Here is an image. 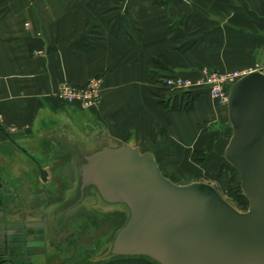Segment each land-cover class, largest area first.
<instances>
[{"label": "crops", "instance_id": "1", "mask_svg": "<svg viewBox=\"0 0 264 264\" xmlns=\"http://www.w3.org/2000/svg\"><path fill=\"white\" fill-rule=\"evenodd\" d=\"M99 1L109 0H94L91 10L87 0H0V177L14 208L36 195L43 204L46 194L52 199L56 157L69 163L110 136L152 152L174 182L217 172L226 156L232 135L200 126L225 122L228 107L207 96L188 112L169 110L150 90L148 66L158 65L161 55L181 72L251 64L264 49V0H124L133 30L124 25L123 37L109 31L106 42L78 51L71 41L87 19L116 12L99 10ZM101 72L106 81L99 105L87 109L57 97L62 82L84 83ZM194 150L207 156L202 167L188 158ZM51 253L30 260L6 252L0 264H59V254ZM129 257L141 256L121 260Z\"/></svg>", "mask_w": 264, "mask_h": 264}, {"label": "water", "instance_id": "2", "mask_svg": "<svg viewBox=\"0 0 264 264\" xmlns=\"http://www.w3.org/2000/svg\"><path fill=\"white\" fill-rule=\"evenodd\" d=\"M230 86L233 131L224 155L239 169L248 210L230 203L212 182L175 183L152 152L110 136L74 157L80 196L72 192L50 212L62 208L64 216L71 215L89 186L93 191L84 205H118L127 215L105 258L147 255L159 264H264V72H248ZM4 180L1 176L0 255L5 239L10 247L18 239L23 246L37 244L25 235L36 224L28 223L36 217L26 214L28 204L12 215L4 208V194H11Z\"/></svg>", "mask_w": 264, "mask_h": 264}, {"label": "rangeland", "instance_id": "3", "mask_svg": "<svg viewBox=\"0 0 264 264\" xmlns=\"http://www.w3.org/2000/svg\"><path fill=\"white\" fill-rule=\"evenodd\" d=\"M88 3H84L88 9L91 10V8L95 7V2L94 0H87ZM10 2V1H8ZM3 3V5L8 3ZM129 4V3H128ZM124 2V0H109V1H99L98 3V9L104 11V9L111 8L115 9L116 12L115 14H109L104 15V16H92L91 18H88L86 21V28L83 29L75 38L74 41H71V45L74 48H77L78 51H86L92 45L94 44H101L106 42V39H108L107 34L109 31H116L119 35L116 34V36L123 37L122 33L124 28L123 26H127V29L129 30L131 26L135 25L134 22V17H127V12L130 10L129 5ZM1 6V4H0ZM5 9V8H4ZM7 9V8H6ZM5 9V10H6ZM109 10H105L104 12H108ZM102 12V13H104ZM125 12V13H124ZM130 27V28H129ZM136 29V28H135ZM133 30V29H130ZM81 48V49H80ZM38 54L37 52H35ZM256 58L257 60H254L251 64H248L247 66H243V68H236V67H231L230 69H222V68H213L210 67L209 65H202V67L199 68H193L192 70H189V72H181L179 70H173L171 63L167 60V58L164 55L159 56L157 59L158 65H155L152 63L151 65L148 66V73L150 74V90L152 91V94H155L156 97L160 98V102L165 105L166 108L169 110L177 111V110H183L185 112L190 111L195 107V105L200 102H203L204 99L207 98V96H210V98L215 101L216 103L219 101H216L213 99L209 93V87L207 85H199L195 84L198 82V79L205 73H210L214 70H222L223 72L230 71L232 69H236L238 71L247 70V69H254V68H260L264 72V49L259 50L256 53ZM247 68V69H246ZM187 76L194 81L193 85L189 86V89L183 90H174L170 89L168 85L165 83L166 78L170 77H175V76ZM93 76H99L100 78L103 79L101 82V99L100 101L97 102L96 104L92 105V107L87 108L86 106L80 105L78 102H73L71 100H65L62 97H60V93H58V88L61 85H58L55 93L60 100L65 101V102H73L78 104L79 106H82L84 108L90 109L93 108L96 105H99L102 100L103 96L105 95L104 92V81H106V75L101 72L94 74ZM93 76L90 77L89 81L93 78ZM70 81L71 80H66ZM88 82V81H87ZM86 82V83H87ZM65 83V82H64ZM73 83V82H72ZM85 83V82H84ZM75 85H80L73 83ZM175 108V109H172ZM228 114V110H227ZM1 124V123H0ZM220 128V134L225 135L229 137L232 135L233 127L231 126V123L229 119L225 118L224 121H218L216 123H206L202 124L200 126L201 128ZM219 140L222 142L219 144L217 149H221L225 141H222L221 138ZM91 141V140H90ZM90 143V142H89ZM191 161L195 162L198 164L199 167H202L204 165V162L207 159V156H205V152L202 151V153H196L194 155V152L190 155ZM71 162L68 163L65 157H56L55 160V165H54V170L53 172L56 173V169L58 168V174L56 176V179L54 180L55 188L57 189L56 193H52V199L54 200L55 198H58L59 195H61L63 192L62 188L65 185L66 188L70 187L72 184L71 177L72 171L75 170V164L76 161H74L75 156H70ZM79 159V157H75V160ZM196 165V164H195ZM224 165V167H223ZM160 166V165H159ZM232 165L227 161L226 156H221V161H220V166L218 167V171L213 172L208 170L206 173L199 172L193 177H178L179 182L175 183H189L193 182L194 180H199V181H209L212 182L216 188L219 190L220 193H222L223 196L227 197L228 201L232 203L234 206L238 207L239 209H242L243 211H246L248 209L241 207V204L239 202V197L236 196V192L234 193V189L230 188V178H231V168ZM175 167H173L174 169ZM172 168L170 167L169 171ZM222 169V172L220 170ZM175 170V169H174ZM173 170V171H174ZM176 173V171H174ZM173 172V173H174ZM220 172V175L218 174ZM49 179L54 178V174L50 171L47 172ZM164 173V172H163ZM55 174V175H56ZM168 176V175H167ZM169 177V176H168ZM51 180V179H50ZM53 180L51 181V183ZM68 182V183H67ZM50 183V184H51ZM53 185V183H52ZM64 186V187H65ZM46 191V190H45ZM4 205L5 209L8 212L14 213L17 211V209L20 210H26V207L24 204L21 203L20 206H16L14 208L13 203L8 200V195L4 194ZM89 209L88 213H81L79 216H74L72 215V219L70 218L66 231H63L60 233L58 238L56 239L55 242H57L58 247L56 248H50L51 254H56L57 255L61 254L59 252L64 251L66 253L71 252L72 255L69 256V258L65 261H61L62 257L57 256L59 264H158L157 262H154L147 258V256L141 255V257H129L126 260H121L123 259L122 257H112V258H105L107 255L110 245L112 244L111 240L113 238V234L115 230L118 229V226L121 224V221L124 220L125 215L119 214L122 207H119L118 205H104L101 202L98 203H92L91 201L88 202V204L84 205V208ZM118 209V210H117ZM114 210V211H113ZM118 211V212H117ZM95 258H99L97 260H94Z\"/></svg>", "mask_w": 264, "mask_h": 264}, {"label": "flooded vegetation", "instance_id": "4", "mask_svg": "<svg viewBox=\"0 0 264 264\" xmlns=\"http://www.w3.org/2000/svg\"><path fill=\"white\" fill-rule=\"evenodd\" d=\"M72 177L70 180H72V184L70 187L66 188V186L62 188L63 192L62 194L59 195V197L56 200H51V198L46 194V200L43 203L40 202L39 197L36 195L34 196L31 200L30 203L28 204L26 214L28 216H31L30 214L34 212V215L36 217H33L31 222H36V224H31L26 230L29 233H26V237L30 236L32 240L37 241V244H32L31 246H23L21 245V242H23L21 239L18 240H13L11 243L13 244L12 247L8 245V240L5 239V247H4V255L6 252H10L11 254H18V253H24L28 255V258L32 260V255L37 253V254H49L50 248H56L58 247L59 244H57L56 239L60 235L61 232L66 231V227L68 222L70 221L69 219H72L73 217L79 216L81 213H88L89 209L86 207L84 208V199L87 198L89 193L93 191V188L91 187H86V190L84 191V198L82 200V203L75 205L76 210L71 213V215L64 216V212L62 208L57 209L56 211H53L54 213H51L50 211L54 208L59 203H65L70 197L72 192L76 193V199L80 196V188H79V183H77V175H76V170L72 171ZM68 183V182H67ZM114 211V210H113ZM22 211H20L21 213ZM24 213V212H23ZM19 235V234H18ZM24 243V242H23ZM26 243V242H25ZM42 243V244H41ZM2 248H0V251ZM32 252H28V251ZM61 254L59 256L62 257L61 261H66L70 255H72L71 252L66 253L65 250L60 252ZM68 261V260H67ZM63 264V263H61Z\"/></svg>", "mask_w": 264, "mask_h": 264}, {"label": "built area", "instance_id": "5", "mask_svg": "<svg viewBox=\"0 0 264 264\" xmlns=\"http://www.w3.org/2000/svg\"><path fill=\"white\" fill-rule=\"evenodd\" d=\"M247 69V68H246ZM260 68L247 69L243 70V72L238 71L236 69H232L228 72L222 70H214L210 73H204L195 84L199 85H207L209 87V93L213 99L219 101L228 107L229 104V91L230 85L244 76L246 73L257 70ZM102 78L99 76H93V78L87 83H83L80 85H75L72 82L66 81L62 82L58 88V93H60V97L65 100H71L73 102H78L82 106H86L87 108L92 107V105L99 102L101 99V82ZM193 80L189 77H185L182 75L166 78L165 83L168 85L170 89L179 90H187L189 86L193 85ZM2 110L0 109V122L2 121Z\"/></svg>", "mask_w": 264, "mask_h": 264}, {"label": "trees", "instance_id": "6", "mask_svg": "<svg viewBox=\"0 0 264 264\" xmlns=\"http://www.w3.org/2000/svg\"><path fill=\"white\" fill-rule=\"evenodd\" d=\"M172 109H175V108H173L172 107ZM176 110V109H175ZM194 152V155L198 152V153H202V151H198V150H194L193 151ZM223 167H224V165H223ZM231 168H233L232 169V172H231V178H230V188H232V189H234V193L236 192V196H238L239 197V202H240V204H241V207H243V208H246V209H248V206H249V202H248V198H247V196L246 195H244V193H243V190H242V188H241V185H242V182L240 181V176H239V169L236 167V166H233L232 165V167ZM220 172H222V169L220 170ZM220 172L218 173L219 175H220ZM118 212V211H117ZM119 214H122V215H125V217H124V220H122L121 221V224L118 226V227H120L121 225H122V223H124V221H125V219H126V214L125 213H123V212H120ZM116 256H120V255H116ZM144 256H147V255H144ZM121 257V256H120ZM125 257H127V256H125ZM147 258H149V257H147ZM150 259V258H149ZM150 260H152V259H150ZM153 261V260H152ZM154 262H156V261H154ZM158 263V262H157ZM159 264V263H158Z\"/></svg>", "mask_w": 264, "mask_h": 264}, {"label": "bare ground", "instance_id": "7", "mask_svg": "<svg viewBox=\"0 0 264 264\" xmlns=\"http://www.w3.org/2000/svg\"><path fill=\"white\" fill-rule=\"evenodd\" d=\"M116 257H120V256H116ZM116 257H114V258H116ZM121 257H125V256H121Z\"/></svg>", "mask_w": 264, "mask_h": 264}]
</instances>
